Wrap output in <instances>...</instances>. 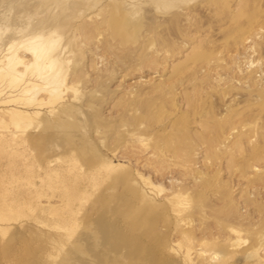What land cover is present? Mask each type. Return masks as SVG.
Wrapping results in <instances>:
<instances>
[{"label":"rangeland","instance_id":"rangeland-1","mask_svg":"<svg viewBox=\"0 0 264 264\" xmlns=\"http://www.w3.org/2000/svg\"><path fill=\"white\" fill-rule=\"evenodd\" d=\"M39 25L52 34L35 59L23 57L35 74L50 75L25 79L59 90L75 120L29 135L16 120L0 129V168L34 164L31 180L6 186L31 193L40 208L32 214L17 203L20 216L0 227L71 264H105L102 243L115 264L135 263L141 247L160 264H264V0H0V60ZM9 90L0 94L5 114L53 106L4 104L17 93ZM50 133L56 151L36 144ZM63 136L109 175L87 165L70 171ZM21 138L35 143L18 155ZM53 172L70 178L43 183ZM60 183L83 193L75 200ZM89 222L100 233L95 242L85 235L93 260L71 238Z\"/></svg>","mask_w":264,"mask_h":264},{"label":"bare ground","instance_id":"bare-ground-1","mask_svg":"<svg viewBox=\"0 0 264 264\" xmlns=\"http://www.w3.org/2000/svg\"><path fill=\"white\" fill-rule=\"evenodd\" d=\"M51 1L53 0H44V3L46 4ZM128 10L131 16L140 14V9L138 7L129 6ZM44 31H48L47 36L43 35ZM51 34L52 31L48 25H39L38 30L33 33L30 39L26 40L22 44H12L5 58L3 60H0V84L3 82L4 89L9 88L11 90H9L10 92L17 91L15 95H12L10 97L8 96V99L2 101V103L4 104H11L14 107L26 108V110H40L45 106L52 104L53 106H55V104H57L58 106H52L50 110L42 113L35 111L29 114L27 112H23V110H14V112L5 114L4 111H0V118H3L2 123L0 124V129L2 127L10 126L9 123L12 120H16V124H14L15 127L20 128L22 132L26 131L25 135H29L33 128L34 131H36V128L63 129L65 128L64 124H68V122H73L74 124L73 120H75V117L71 115L74 110H72L73 108L70 106L68 107L65 104H59V101L61 100L59 90L54 89L51 92H48L45 87L41 86L44 83L31 88V86L33 85L28 84L27 82L29 80L25 79V77L27 76H29L30 78V76L35 75V77H38L39 79L46 80L50 75L46 71L35 74L33 70V63H31L32 60L25 61L23 54L26 50L30 52L35 59L39 55L41 51L40 49L44 47L46 39H48ZM36 44L38 45L36 46ZM23 62L26 63L24 64ZM20 64H22L21 69L18 68V65ZM7 81L8 83H6ZM22 85L24 86L22 87ZM2 89L3 88H1L0 90V94L4 91V89ZM33 89L38 90L33 93ZM78 96H80L79 91L73 93L74 98ZM25 121H27L26 125L31 126V128H29L28 130H24L23 126H21V124ZM2 137L3 136L0 135V143L3 141ZM53 138L54 133L45 134L44 136L39 137V141H37L36 144H39L41 146L48 145L46 150L49 151L51 149L52 151H56L57 145L56 142L53 141ZM25 141L26 145L27 141L31 142L32 144L35 143L34 140L31 141L30 139H19L17 141L16 148L14 147L16 154L19 155L28 152L26 151L27 148H25L24 145ZM62 142L66 143V147L65 150H62L60 153L64 154L65 157L70 158V164H68V167H70V171H72V169L74 168L79 169L83 165H87L94 171H100L101 173H104V175H109L107 171V165L104 162L98 161L97 159L95 160L91 158H85L87 152L84 150L83 146L73 143L68 136H63ZM50 154L52 153L49 152L46 156L47 160L50 159ZM55 158L58 159L57 157ZM4 163H1V165H4ZM17 163L18 162L15 159L14 162H9V169L3 171L2 168H0V223L17 219L20 216L19 211L15 208V206L17 207V203L18 206L19 204H24V206H26L28 211L32 214H35L40 209L37 203L31 200L33 198H29V196L31 197V193H27L24 196V194L26 193L25 191L19 192V189L15 188L14 186H12V188H8L6 186V182L9 183L10 178H13L15 181L18 178L29 181L34 177V164L31 162V160L22 164V168L25 169L19 167L15 170ZM21 171H27L28 174H25V176L18 175V173ZM10 173L12 176L10 175ZM64 175L62 176L60 173L55 172L50 173L45 179H43V183L45 182L47 185H54L57 182L65 181V178H70V175ZM74 178H82V176H80L79 174H74ZM60 189L61 191L65 190V194L68 196H73L75 200L79 199L78 194L80 195V193H83L80 188L78 189V192H76L74 186H70L68 184L64 186V184L60 183ZM40 192L37 191V194L39 195ZM67 207V209H69L70 206ZM57 211V209H53L51 213L56 214ZM56 216L63 222V216ZM71 223L73 224V222ZM97 224L98 223L95 224L94 222L86 223L81 228L76 229L73 233H71L72 239L76 240L77 237L80 238L81 243L76 244L80 253L85 254L84 252L88 251L87 249L82 248L87 242L85 237L87 233L91 234L93 242L100 239V233L98 229L96 230ZM183 237L187 238L188 235L186 233H183ZM28 241V239H24L21 237L17 238L16 232L9 227H0V264H71L64 262L61 253L54 252L52 251V249L50 250L43 246L34 248L28 243ZM100 245L101 248L98 255L104 259V263L115 264V260L110 257V251L108 250V248L103 243ZM23 248L28 249V251L26 250L25 252ZM40 254L43 255L41 258H39ZM85 255H89L92 260L95 257V255L89 253H86ZM48 258H53L54 261H49ZM135 258V263L127 262L126 264H160L156 262L153 252L149 249H146L145 247H141L138 250Z\"/></svg>","mask_w":264,"mask_h":264}]
</instances>
